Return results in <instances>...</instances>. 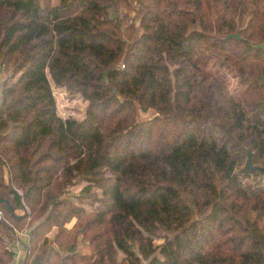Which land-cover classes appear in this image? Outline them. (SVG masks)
<instances>
[{"label":"trees","instance_id":"obj_1","mask_svg":"<svg viewBox=\"0 0 264 264\" xmlns=\"http://www.w3.org/2000/svg\"><path fill=\"white\" fill-rule=\"evenodd\" d=\"M134 1L0 0V264H264V0Z\"/></svg>","mask_w":264,"mask_h":264},{"label":"rangeland","instance_id":"obj_2","mask_svg":"<svg viewBox=\"0 0 264 264\" xmlns=\"http://www.w3.org/2000/svg\"><path fill=\"white\" fill-rule=\"evenodd\" d=\"M141 3L145 4V0L141 1ZM141 3L138 1L132 2V8L130 10L129 17L127 18L128 19L127 22H129L131 19H134L135 24H138L140 19L139 12L141 8L140 7ZM5 76H6V72L0 73V82L3 80V78H5ZM236 84L237 83H235L234 80L231 78L230 88L235 89ZM138 88H139V80H135V81L132 80L130 82L129 90L138 93ZM52 90L54 93V97L56 99V104L59 107L60 115L66 123L67 130L69 132H72L75 129L77 123L85 118L87 101L84 100L79 93L71 94L64 87L54 86L52 84ZM152 115H153V110L151 109H148L144 113H140V116L145 119L151 118ZM74 136L81 144H83L86 150L93 148L96 145L98 139V133L90 128H82ZM238 173H240L241 184L243 187L253 186L258 180L260 179L264 180V177L260 178V174L257 171H253V172L238 171ZM84 184L85 183L70 187L69 192L72 194H77V192ZM16 212L21 213L20 210H17ZM68 226H70V224H68ZM156 242L161 243L162 239L156 240ZM12 247H13L12 244H10V248ZM13 249L15 248L13 247Z\"/></svg>","mask_w":264,"mask_h":264},{"label":"crops","instance_id":"obj_3","mask_svg":"<svg viewBox=\"0 0 264 264\" xmlns=\"http://www.w3.org/2000/svg\"><path fill=\"white\" fill-rule=\"evenodd\" d=\"M56 106H57V113L60 115L59 107L57 104ZM27 236H28L27 231H19V233L16 236V239L11 243L15 249H13V247L11 248V251L13 252V259L9 264H19V262L23 258L24 246L26 245L27 242ZM78 251L82 254L90 253L89 247L86 244H82V243H79Z\"/></svg>","mask_w":264,"mask_h":264},{"label":"water","instance_id":"obj_4","mask_svg":"<svg viewBox=\"0 0 264 264\" xmlns=\"http://www.w3.org/2000/svg\"><path fill=\"white\" fill-rule=\"evenodd\" d=\"M230 38L243 40L242 37L239 35V31L238 30L235 33L227 34L226 36H224L223 40H227V39H230ZM262 46L264 47V45H262ZM106 73H107V71H104L103 74H102V82H105ZM245 167L248 168L251 171L259 172L260 175L264 174V167L253 165L252 159H251V154L249 152H248V155H247ZM1 203H7V201L5 199H3V198H0V204Z\"/></svg>","mask_w":264,"mask_h":264},{"label":"built area","instance_id":"obj_5","mask_svg":"<svg viewBox=\"0 0 264 264\" xmlns=\"http://www.w3.org/2000/svg\"><path fill=\"white\" fill-rule=\"evenodd\" d=\"M119 66H120L121 69L124 68L123 64H120ZM0 218H1V212H0ZM6 247H7V249L11 250L10 245H7Z\"/></svg>","mask_w":264,"mask_h":264}]
</instances>
